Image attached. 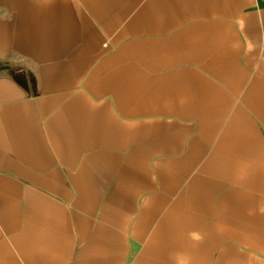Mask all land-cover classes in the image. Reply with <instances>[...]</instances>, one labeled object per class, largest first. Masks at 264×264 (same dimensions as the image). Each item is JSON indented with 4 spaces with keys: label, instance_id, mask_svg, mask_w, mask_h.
Wrapping results in <instances>:
<instances>
[{
    "label": "crops",
    "instance_id": "crops-1",
    "mask_svg": "<svg viewBox=\"0 0 264 264\" xmlns=\"http://www.w3.org/2000/svg\"><path fill=\"white\" fill-rule=\"evenodd\" d=\"M0 264H264V0H0Z\"/></svg>",
    "mask_w": 264,
    "mask_h": 264
}]
</instances>
